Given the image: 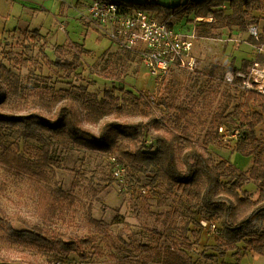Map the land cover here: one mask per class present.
Returning <instances> with one entry per match:
<instances>
[{"label": "rangeland", "instance_id": "obj_1", "mask_svg": "<svg viewBox=\"0 0 264 264\" xmlns=\"http://www.w3.org/2000/svg\"><path fill=\"white\" fill-rule=\"evenodd\" d=\"M92 1L0 0V62L21 75L25 88L20 100L1 106L0 112L29 115L34 111H42L49 115L48 101L60 103L69 99L78 100L83 89L100 98L105 91L116 89L123 98L127 107L126 115L118 119L107 117L106 122H148V118L135 108V96L164 101L173 107L184 105L195 110L193 122L196 124V133L202 137L213 127L225 129L224 136L220 133L222 143L209 148L214 158L230 162L240 172H247L252 165V158L232 150L236 139L232 138L235 131L232 132L230 127L237 123L232 118H219L225 99L220 95L216 97L212 91L215 87L225 89L229 86L226 80L229 72H226L224 79L222 75L231 64L241 68L245 60L250 61L255 56L256 46L246 40L252 27L258 28L259 38L264 36V14L258 16V24L249 27L250 34H245L235 26L222 31L220 39H193L192 56L197 61L195 71L180 72L175 66L171 69V77L159 82L144 65L137 51L119 49L109 35L91 20L88 5ZM125 1L157 2L167 7L186 2ZM41 6L45 10L39 13L35 8L41 9ZM185 20L175 18L172 23L175 28L171 27L176 33H181L178 30L190 29ZM14 29H28L26 31L29 32L9 33ZM35 30L41 33L40 38L33 37L32 32ZM76 56L80 58V66L76 70L56 65L59 57L68 63L74 61ZM239 101L237 96L235 103ZM156 112L159 118L164 117L166 121L173 115L172 110L165 108ZM83 125L96 135L99 134V126L87 123L85 117ZM150 131L151 135L157 132L154 129ZM7 132L0 142L13 147L27 160L39 157L40 143L24 140L16 132ZM258 135L264 142V123L258 127ZM117 140L131 148L135 147L136 141L122 135ZM53 150V157L59 160L60 167L51 173V186H61L65 196L73 198L75 204L72 209L56 216L48 226L54 234L65 235L67 241H72L73 250L67 252L61 245L57 248L34 245L28 239L11 238L0 229V254L10 264H57L64 260L74 264H163L162 261L167 259L164 255L167 247L184 243L182 235L185 225L189 223L196 232V225L189 220L192 216L181 208L177 210L179 214L176 217L171 215L167 225L157 221L158 214L176 209L177 203L174 202H179L171 197L167 202H159L164 193L162 187L150 185L146 180L136 185L130 183L129 179L126 184L118 180L111 181V158L118 160L115 150L103 152L88 144H75L66 148L60 143ZM122 164L127 167L126 163ZM245 190L253 193L254 197L258 195L257 185L252 182L245 185ZM0 200L8 214L19 213L31 224H46L39 217L36 193L27 175H20L2 165ZM193 233L189 234L192 241L195 240ZM200 238V243L194 245L191 252L176 249V256L184 260L192 256L200 264H220L209 261L203 255L204 249L212 245L213 241L203 235ZM223 261L226 264H264V256L249 253L238 262L229 254Z\"/></svg>", "mask_w": 264, "mask_h": 264}, {"label": "trees", "instance_id": "obj_2", "mask_svg": "<svg viewBox=\"0 0 264 264\" xmlns=\"http://www.w3.org/2000/svg\"><path fill=\"white\" fill-rule=\"evenodd\" d=\"M119 3L130 10L153 13L165 22L173 17L184 18L187 24H194L198 37L209 39H220L222 31L235 26L241 31H248L252 24L259 23L261 16L256 17L255 13L264 14V0H188L174 7L125 0ZM210 17L213 18L211 23L195 22L197 18ZM32 34L34 38L41 37L38 30ZM247 42L258 48L264 45L263 38L257 40L253 36ZM255 61H264V57L259 55L253 61L245 60L241 68L231 64L222 79L226 72H232L235 76L247 73ZM56 65L76 70L80 66V58L76 56L74 61L65 63L59 57ZM239 81L236 78L235 83ZM228 85L225 89L215 87L212 93L225 99L219 118H232L237 123L233 127L225 126L230 127L232 132H239L232 150L252 158V165L247 172H240L230 162L214 158L209 148L222 143L219 127L206 131L202 137L196 133V124L193 122L195 110L184 105L173 107L164 101L135 96V108L148 118V122H106L107 117L118 119L126 115L127 107L123 98L116 89L105 91L101 98L83 89L78 100L69 99L60 103L48 101L49 115L42 111H34L29 115L0 112V139L9 131L18 133L24 140L41 144L39 157L31 161L13 147L0 142V165L20 175H27L34 186L39 217L46 223L39 226L31 224L19 213L8 214L0 200V229L14 239H28L34 245L44 244L56 248L61 245L64 250L71 252L74 243L67 241L65 235L54 234L48 226L56 216L72 209L75 204L73 198L65 196L61 186H51V173L60 167L59 160L53 157V148L57 143L66 148L75 144H88L103 152L116 151L118 160L128 167L125 184L128 179L134 185L146 180L150 185L163 188L164 193L159 202H167L169 197L178 199L179 202H174L177 203L176 209L157 215L158 222L167 225L171 215L176 217L179 214V208L192 216L189 220L196 225V232L189 223L185 225L182 235L184 243L167 247L164 253L167 259L162 261L163 264H200L192 256L186 259L188 261L180 259L176 256V249L191 252L194 245L200 243L201 235L213 241L203 251L204 257L211 262L226 264L223 259L229 254L238 262L249 253L264 256V142L258 135V127L264 123V96L246 93L234 84ZM24 92L21 75L0 62V107L20 100ZM237 96L240 101L235 103ZM163 108L173 112L168 121L157 116L156 111ZM84 117L87 123L99 126L98 135L86 129ZM152 129L157 132L151 135ZM119 135L136 141L135 147L119 142ZM112 178L111 181H117L114 176ZM249 182L257 185V197L245 190ZM202 221L216 224V234L207 235ZM190 233L195 235V240L190 239ZM0 264L10 263L0 254Z\"/></svg>", "mask_w": 264, "mask_h": 264}, {"label": "built area", "instance_id": "obj_3", "mask_svg": "<svg viewBox=\"0 0 264 264\" xmlns=\"http://www.w3.org/2000/svg\"><path fill=\"white\" fill-rule=\"evenodd\" d=\"M91 20L105 31L112 42L124 51H137L150 73L161 82L171 77L173 67L180 72H194L197 61L192 56V33H176L168 22L158 19L153 13L144 10L132 11L113 0H94L88 9ZM203 19L198 18L196 22ZM251 35L259 40L257 27L251 28ZM262 48V47H260ZM236 78L240 79L235 83ZM229 84H234L245 92H254L264 96V61H255L247 73L229 74ZM225 129L220 128L224 136ZM239 132L232 133L237 139ZM227 135L225 136V138ZM113 176L125 182L128 169L116 158H111ZM207 235L216 234V224L202 221ZM57 264H74L64 260Z\"/></svg>", "mask_w": 264, "mask_h": 264}, {"label": "crops", "instance_id": "obj_4", "mask_svg": "<svg viewBox=\"0 0 264 264\" xmlns=\"http://www.w3.org/2000/svg\"><path fill=\"white\" fill-rule=\"evenodd\" d=\"M26 1H29V0H26ZM32 1V0H31ZM94 1V0H93ZM92 1V2H93ZM188 0H186V2H187ZM186 2H184V3H186ZM157 3V2H156ZM92 3H90L88 6H90ZM158 4H160V3H158ZM182 4H183V2H182ZM160 5H162V4H160ZM163 6V5H162ZM167 7V6H166ZM41 9H38V7H36L35 8V10L37 11V12H39V13H42L45 9H44V7H40ZM88 9H89V7H88ZM88 15H89V12H88ZM155 15V14H154ZM255 15H256V17L257 16H261V15H263L262 13H255ZM175 18L176 19H178V18H180V17H173L168 23L171 25V26H173L174 28H175V26L172 24L173 22H174V20H175ZM182 19H184V18H182ZM198 19V18H197ZM197 19H196V21H197ZM201 19H203V18H201ZM185 20V19H184ZM195 21V22H196ZM185 22H187L186 20H185ZM201 22H208V23H211V22H213V18H207V19H203V21H201ZM196 23H200V22H196ZM187 24V23H186ZM190 26V29L187 31V30H178L179 32H181V33H185V34H187V33H192L193 31H195L196 29H195V27H194V24L193 25H190V24H187V26ZM252 26V25H251ZM15 30H28V29H14L13 31H15ZM249 31V30H248ZM248 31H243L245 34H250V32H248ZM12 32V31H11ZM10 33V32H9ZM195 33H196V31H195ZM197 34V33H196ZM250 36H252L251 34H250ZM250 36H248V38L250 37ZM197 37H198V35H197ZM248 38H247V40H248ZM262 38L264 39V36H262ZM3 39V38H2ZM197 39V38H196ZM195 39V40H196ZM202 39H209V38H202ZM247 40H246V42H247ZM3 41V40H2ZM259 55H262L263 57H264V45L262 46V48H258V47H256V53H255V56L252 58V60H250V61H253V60H255ZM228 74H233L232 72H229ZM234 75V74H233Z\"/></svg>", "mask_w": 264, "mask_h": 264}]
</instances>
